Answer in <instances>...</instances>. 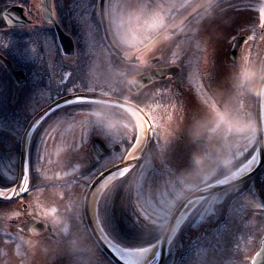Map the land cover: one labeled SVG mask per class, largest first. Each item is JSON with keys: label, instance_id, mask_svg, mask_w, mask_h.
<instances>
[{"label": "flooded vegetation", "instance_id": "obj_1", "mask_svg": "<svg viewBox=\"0 0 264 264\" xmlns=\"http://www.w3.org/2000/svg\"><path fill=\"white\" fill-rule=\"evenodd\" d=\"M40 1L0 0V7H4L0 12V141L3 140L7 142V145L14 147L13 152L15 151L18 157L25 135L27 123H24L25 116L29 114L32 116L41 109L56 104L41 119V123L35 125L28 136L26 144L28 176L31 182L34 173L33 163L35 164L34 169L40 163H49L56 168L52 170L55 174H51V176H57L53 179H65L67 184L37 187L36 184L32 185L29 182L26 185L28 191L22 192L17 199L8 203L0 202V264H23L22 257H18L19 248L21 254L26 252L25 262L27 264H41V260L45 257L57 259L62 252L70 253L67 248L65 249V240L68 241L70 250L74 248L71 250L72 253L76 251L82 253L83 246L81 244L72 245L70 243L72 234L63 231L71 226L70 223H66V215L61 214L59 217H54L55 215L48 213L43 208L46 204L42 206L41 203H38L36 192L38 190L45 191L48 188L61 189L71 187V185L79 187L80 195L70 202L72 209H69V212L74 213L71 217H75L83 236V200L81 202L83 178L90 176L104 160L97 163L88 174L79 176L93 157L89 145L84 147L86 150H83V101L74 103L65 101V99L74 95L68 91L70 87L74 88L77 94H83V44L76 42V37L73 34L79 30L78 20L76 19L77 23H75L73 18L65 23L61 17L62 9H65L66 13L72 17L77 12V8L75 6L72 9L65 7L66 2L60 6L58 0H50L52 20L49 21L43 15ZM83 2V17L88 18V24H94L97 34H103L100 21V3H102L107 31L114 44V50L108 46L105 48L108 51L107 60L111 62L112 71L118 72L114 74L115 78L110 89L104 88V81L100 78L99 81L103 87L99 91L102 92L112 94L121 91L125 94L124 82L126 89V84L135 75L146 73L151 69L178 66L180 58L184 60L181 61L175 75L166 76L159 81L154 80L141 87L134 86L130 88L131 92L128 91V95L132 98L142 97L147 100L152 84L160 82L163 88L169 89L170 86L174 88L177 84L173 82V79L180 74L183 75V80H186V76L189 78L188 80L200 78L203 84L208 86L210 84L211 90L216 92L219 79L224 75L219 69L220 66H223L225 70L231 69L235 63H239L244 51H249L250 59L259 61L264 58V26L260 24L259 15L261 8H264V3H259L258 0H142L149 7L162 6L169 21L179 20L182 23V27L179 29H171L175 33L174 36L169 37L164 34L165 39L161 44L167 45L166 50L163 53L157 51L154 62L142 66L134 63L141 54L138 50L142 46L152 47L149 42H143L142 23L132 18L124 19L120 30L127 31L130 38L134 39L127 46H120L114 35L117 30L116 18L120 16L125 6L131 5L133 0H83ZM196 4H199L200 7L194 8L193 5ZM254 4L260 5L257 11H251ZM249 19L250 23L248 24ZM56 25L70 39L67 38L68 40L63 43L60 42L56 35ZM193 28L196 29L195 32L192 31ZM238 38L240 39L237 49L231 57L232 47ZM193 41H198L199 46H195ZM47 44L50 45L48 54L51 60L47 61V58L34 60L35 55H40L39 53ZM255 51L261 53L258 54ZM173 53H176L178 57L175 63L173 62ZM40 61L43 63L42 66L39 64ZM46 62L48 64H45ZM7 63H10L12 71L8 69ZM102 65H99L98 69L109 72L107 67ZM197 65L201 67L203 77L196 71ZM21 71L27 73L28 79L19 87L14 99L12 72L19 73ZM97 77L99 78V76ZM257 79L259 80V78ZM255 91L256 88L252 92L241 90L240 93L247 99H251L255 96ZM168 92L170 91H162L164 99L171 98L168 96ZM171 93L178 97H181L182 94L185 103H188L192 96L184 94L182 91L181 94ZM13 116L16 117L15 120H13ZM10 120V125H7ZM60 120H63L61 127H51ZM71 132H79L80 139L73 140L72 147H66V139L71 136ZM180 137L184 138L185 136L180 135ZM105 143L110 148L116 145V143L111 144V139ZM186 147L188 146L186 145ZM248 151L249 148H245L244 154ZM114 153L116 152H111L110 155ZM1 157V159H5L4 156ZM239 158H243V156ZM39 169H43V167L41 166ZM0 170L4 171L2 164ZM64 175L66 176L63 177ZM240 187L246 190L243 196L250 194V197L254 199L256 215L264 217L262 215L264 214V164L255 175L231 190L234 191L235 188L239 189ZM228 199L229 193L219 203L221 207L219 216L224 214ZM228 211L230 208L226 212ZM242 212L246 213L247 220H249L251 211L242 207ZM238 214L241 215L236 211V215ZM244 223L245 221L241 225ZM179 237L175 238L177 245L172 244L168 247L162 264L167 261L170 263V258L175 256V249L179 248L177 242ZM42 245H46L48 248ZM11 246H16L17 249ZM42 248L46 249L48 254L45 257L40 256ZM13 250L17 256L14 260L7 256L8 252ZM180 252L179 249L176 254L179 255Z\"/></svg>", "mask_w": 264, "mask_h": 264}, {"label": "rangeland", "instance_id": "obj_2", "mask_svg": "<svg viewBox=\"0 0 264 264\" xmlns=\"http://www.w3.org/2000/svg\"><path fill=\"white\" fill-rule=\"evenodd\" d=\"M259 3H264V1L258 0ZM58 4L62 6V3H65V7L71 9L75 6L77 8V12L70 17V14L66 13L65 9H62L61 11V17L64 20L65 23L69 21V19L74 18V22L77 23L76 19L78 20L79 25V32L78 30L75 35L80 36V43L83 44V62L86 64L85 72L87 73V88L89 90H101L102 87L110 89L112 87L111 83L113 82L115 76L114 74H117L118 71H112L111 62L107 60L108 58V51L102 44L101 40L99 39V35L96 33V28L94 24L90 25L88 24V18L83 17V0H58ZM69 3V4H68ZM68 4V5H67ZM260 5L254 4V8L251 9V11H257ZM260 15V14H259ZM85 16V15H84ZM257 16V15H256ZM86 17V16H85ZM250 17V15H249ZM258 17V16H257ZM85 19V22H84ZM60 20V19H59ZM61 21V20H60ZM93 22V21H92ZM250 23V19L248 21V24ZM130 41H134L133 38H130ZM249 42V40H247ZM49 47L50 45L47 44L44 49L39 53L40 55H35L34 60L38 59H46L51 60V57L49 56ZM167 48V45H163V43L159 44L156 51H159L163 53ZM248 49V48H247ZM256 53L260 54L261 52ZM248 55V56H247ZM242 56H246L250 58L251 54L249 51H244ZM264 56V51H263ZM255 60V59H253ZM40 66H42L43 63L41 61L39 62ZM45 64H48L46 62ZM104 64L107 67L108 71H103L101 69H98V66ZM103 66V65H102ZM114 66V63H113ZM114 68V67H113ZM233 68V67H232ZM231 68V69H232ZM219 70V69H217ZM223 70H225L223 68ZM229 71V70H226ZM116 72V73H115ZM183 78V75L180 74ZM99 76V78L97 77ZM118 76V75H117ZM225 76L223 75L219 79V85L217 86L218 91H223L225 93L227 92H236L234 89L230 87L229 81H225ZM100 78L104 81V85L102 86L100 83ZM181 77H177L173 79V82L178 85V90L182 91L185 90L184 94L192 95L188 101V103H185V100L182 97V94L177 91L176 94H181V97H178L177 95H173L170 92H168V96L171 98L167 99L165 102H158V105L151 106L152 111L149 112L148 110V117L151 121L152 128L154 131L155 124L153 122L152 118V112L156 113L159 117L163 118L165 121L168 120V117H171V123L169 124L170 128L176 129V134L170 139V141L165 144L163 148L160 147L162 143H164L163 140V129L154 131V140L152 143V148L150 149L149 153L146 154L143 161L140 163L139 168L136 170L140 172V177H143L142 183L136 182L135 186V192L133 199V205L134 210L136 209L137 212L140 210L144 211L145 205L142 207L140 204L142 201H140V190H137L141 187L145 189V195L150 194L152 195L153 199L155 200V205H151V207H155L153 211L149 212L151 217V223L153 222L154 226H162L167 222L169 212L171 209L176 205L177 201H179L184 195L177 196V192H180L183 190V192L188 191L192 188L185 189L183 186L185 183L189 182L191 178H185L181 179V174L190 171L193 168L192 165V153L194 151H199L206 153V158L204 160L203 164V171H209L211 169H215L218 171L220 169L221 164V157L224 155L232 154L231 152L234 151L235 147L232 145V141L235 139L234 137L229 138V143L225 145L222 143L218 138L213 135V138L208 140L207 143L199 144L194 147L195 143L188 135V131L191 123L194 118L202 116V107L201 104L198 102H203L205 99H212L211 94L209 93V90L203 86L200 83H196L194 86L191 85V87L188 86V84L184 83L186 81H180L182 79ZM108 83V85H107ZM184 83V85H182ZM162 91H169L168 88L160 87L157 89V92H160V94L163 95ZM187 91V92H186ZM203 92V95H202ZM213 92V90H212ZM200 94L202 98L198 97L197 94ZM196 97V98H195ZM149 108V107H148ZM166 108V109H165ZM248 113V109L246 110ZM97 112L100 113V115H97ZM103 111L99 109L97 106L93 107H85L83 108V150L84 145L89 142L90 138L94 136L100 135L101 137L106 136H113L114 138L120 139V135L127 132V129L124 127V124L127 122H132L135 119L131 114V121L116 118L115 116H103ZM252 120L253 119V113H250ZM110 121H113V127H108V124ZM123 121V123H121ZM14 122V121H13ZM10 122H8L7 125H10ZM255 127V124L253 125ZM10 128V127H9ZM256 128V127H255ZM79 131V130H78ZM215 132L209 131V135L214 134ZM180 135H184V138H181ZM130 136V134H129ZM10 138V137H8ZM127 140L129 137H126ZM161 138V139H160ZM247 144L245 145V148H248L256 139L255 137H252L250 135H247ZM80 139L79 132H71V136H68L66 139V147H72L73 140L77 141ZM2 140V139H1ZM190 140V141H188ZM192 140V141H191ZM155 141V142H154ZM0 146H6L7 142L0 141ZM192 142V143H191ZM197 144V143H196ZM186 145L188 147H186ZM191 145V146H190ZM218 145V148L215 147ZM125 150V147L121 146V150L114 155L119 156L120 152L122 153ZM56 151L58 152V148L56 147ZM0 149V154H1ZM166 156V157H165ZM0 155V165L3 163V159H1ZM12 157L10 159V162H6L10 166V169L13 167ZM108 158H105L103 162L95 169V171L90 175L83 179V194L85 192L87 182L95 177L98 173L102 172L105 168L108 167L107 163ZM113 163H116V161H113ZM2 164V165H6ZM43 167V169H39L40 167ZM83 166H84V156H83ZM153 168V172H158L155 174V182L151 183L152 176L148 174V168ZM45 168V169H44ZM56 168L51 166L49 163L45 164H38L36 168L34 169V173L32 175L33 179H41L46 180L50 178H56L57 176L51 174H55L52 170H55ZM152 170V169H151ZM12 172V170H10ZM46 176V177H45ZM64 175L63 177H65ZM13 175H10V178H12ZM150 177V179H149ZM173 177L174 179H172ZM177 177V178H176ZM175 181H179L181 183V189L179 188H173L176 187ZM205 181L208 180H202L199 177H197L192 182L195 183L197 186L201 185ZM176 189V190H175ZM236 189V188H235ZM234 189V190H235ZM231 192V190L223 191L220 194H213V196L208 197L203 201V203L200 205V207L197 209L195 214L192 213L189 219L191 223L193 224L194 228L191 229L189 225L186 227L187 232H184L181 234L179 238H177L178 245L184 246L191 240L197 238L198 236H201L204 232H206L216 221L214 219L218 213L221 211V207L219 206V203L223 200L224 196ZM38 197V203L46 204L43 208L48 212L52 213V215H55L54 217H59L61 214L66 215V223H70L71 226L69 229L63 230L66 233L70 232L72 234V237L70 239V243L72 245L74 244H81L83 246L82 253L79 251L71 252L70 246L67 240H65V249L67 248L70 253L67 254L66 252L60 253V257L57 259H48V254L46 253V249L40 250V256L45 257L43 260H41V264H110L105 259L104 256H102L97 250L95 244L92 242L91 238L89 237V234L86 230V227L83 223V236L81 235V227L75 221V217H71L72 214L70 213L69 209H72L71 203L73 202L74 198L76 196L79 197V187L75 185H71V187L66 188H48L45 191L38 190L37 192ZM250 194H247L246 196L240 197L237 201L234 202L233 206L230 209L229 217L225 224H223L222 227H220V230L212 236V242L211 244H208L206 246H202L199 249L193 250L192 253L189 255H186L182 258V260L179 262V264H249V259L252 256V252L257 249L258 242L260 241L262 235L264 234V217H260V215H256V207L253 203L254 199L250 197ZM82 197V195H81ZM143 200V199H141ZM177 200V201H176ZM66 201V202H65ZM65 202V203H64ZM82 202V199H81ZM98 201L96 203V210L99 206ZM218 203L217 205H215ZM215 205V206H214ZM147 206V205H146ZM248 208L250 212L249 220H247L246 213L242 212V207ZM147 208H149L147 206ZM148 210V209H147ZM147 210L145 212H147ZM240 212L241 215H236ZM143 215V213L141 212ZM78 215V214H77ZM264 216V214H262ZM144 218H147V213L144 214ZM218 218V217H216ZM245 223L243 225L242 222ZM185 231V226H182L179 228V231ZM203 230V231H202ZM201 231V232H200ZM65 233V234H66ZM198 233V234H197ZM188 234V236H187ZM197 234V235H196ZM187 236V238L184 237ZM189 237V238H188ZM172 244H176V239L173 240ZM14 245V244H13ZM44 247H47L46 245H42ZM14 249H17L16 246H11ZM78 247V246H77ZM180 247V248H181ZM48 248V247H47ZM76 248V247H75ZM141 247H136L135 250H139ZM180 248L175 249V255L179 251ZM20 248L18 249V257H22L23 264H27L25 262V256L26 252H20ZM9 259L14 260V258H17L15 255V250L9 251L7 254ZM174 256L170 258V260L173 259ZM168 261L165 263L167 264Z\"/></svg>", "mask_w": 264, "mask_h": 264}, {"label": "clouds", "instance_id": "obj_3", "mask_svg": "<svg viewBox=\"0 0 264 264\" xmlns=\"http://www.w3.org/2000/svg\"><path fill=\"white\" fill-rule=\"evenodd\" d=\"M179 7V5H177ZM194 8L200 7L199 4L193 5ZM206 7H208L206 5ZM210 10V9H209ZM153 11H160L161 15L164 17V24L155 30L149 29L146 26V19L148 15ZM139 17V19H136ZM125 18H132L141 22L144 28L143 40L149 42L152 47L158 46L163 41V34L165 32L170 33L171 36H174L175 33L171 31L173 28L179 29L182 27L181 21H169L166 11L162 10V6L157 7H146L145 3L142 0H133L130 6H125L122 10L120 16L116 18V32L115 38L117 43L120 46H127L124 40L121 39V30L120 26L124 23ZM246 71L250 75H245ZM259 78V80L257 79ZM229 84L232 89H236V92H213L211 96L216 100L218 107L221 111L226 112V118L228 121H239L240 127L229 128L228 123H221L219 128L215 131L214 134L209 135L208 128L214 127L216 123V113L215 110L211 107V101L209 103H203L198 101L202 107V116L196 117L193 119L191 126L188 130L189 137L196 141L200 138L212 139L213 135L218 138L222 143L227 145L229 143V138L234 137L232 141L233 147L238 145H243L246 141L247 135H249L254 121L251 118L250 113H248L244 107H234L232 101L235 98H238L239 92L241 90H246L252 92L257 87H264V58H261L259 61L250 59L246 56H242L239 63H235V66L230 70L229 73ZM152 111V109H151ZM152 118L160 125V129H163V140L164 143L160 145L161 148L167 144L170 139L176 134L177 130L170 128L169 124L171 120L165 121L163 118L159 117L156 113L152 112ZM110 127V124H108ZM159 129V130H160ZM161 139V138H160ZM215 147L218 148V145ZM206 158V153L194 151L192 153V165L193 168L185 173L181 174V179L191 178L189 182L184 184V188H196L197 185L192 181L199 177L202 180H214L215 169L209 171H203V164ZM226 161L232 160V154L224 155L221 157V164L223 165L225 176H228L231 172L229 163ZM183 190L177 192V196L184 195Z\"/></svg>", "mask_w": 264, "mask_h": 264}, {"label": "snow or ice", "instance_id": "obj_4", "mask_svg": "<svg viewBox=\"0 0 264 264\" xmlns=\"http://www.w3.org/2000/svg\"><path fill=\"white\" fill-rule=\"evenodd\" d=\"M145 6L149 7L147 3H145ZM136 19H139V17H136ZM145 23H146L147 28L155 30V29L160 28L164 24V17L163 15H161L160 11H153L148 15ZM260 24L264 26V8H261L260 10ZM192 31L195 32L196 29L193 28ZM164 34H167L169 37L171 36V34L167 32H165ZM164 34H163V40L165 39ZM121 39L124 40L126 44H128L130 42V34L127 31H121ZM192 43L195 46H199L198 41H193ZM156 48L157 46L151 47V48H149L148 46H142V48L138 50L141 54L138 58L135 59L134 63L136 65L142 66V65L148 64L149 62H154V60L156 59V54L158 53L155 50ZM172 56H173V62L175 63L178 57L176 56V53H173ZM182 60L184 59L183 58L179 59L178 67L180 66V63ZM161 71H163V69H161ZM196 71L199 72L201 77H203V71L201 70V67L199 65H197ZM245 75L246 76L250 75V73L246 71ZM185 79H186V83L188 84V86L191 87V84L188 83L189 78L186 76ZM201 86H203V84ZM168 90L173 93L175 92V89H173L172 86H170ZM68 91L74 94L72 98V102L74 103H80L81 101L87 99V97L84 96L83 94H77L74 88L70 87ZM203 103H209V100L205 99ZM232 103L234 107H243L242 101H240L238 98H235L232 101ZM211 107L212 109L215 110L217 119H216L215 126L209 127L208 131L215 132L217 128H219L221 123H228L229 128H232V127L239 128L240 127L239 121H228L227 120L226 112L221 111V109L217 105L216 100L213 97L211 99ZM148 110L149 112H151V107H149ZM97 115L99 116L100 113L97 112ZM168 119L171 120V117L169 116ZM153 122L155 124L154 131L159 130L160 125L156 122L155 119H153ZM40 123H41L40 121H37V125H39ZM121 123H123V121H121ZM62 124H63V120H60V121L55 122L51 127H61ZM109 124H110V127H113V121H110ZM124 127L127 129L125 136L129 137L130 147H127L122 153L120 152L119 156L110 155L108 157V160H107L108 169L115 168L116 170L108 172L107 174H104L102 182L98 183L92 189V191L95 193L94 199L96 201L103 199L107 193L114 190L116 186L119 185L120 181L124 180L126 177H129V175L133 171L131 162L133 160H137L143 154L142 149L145 148V144L141 140V137L143 136L146 138V135H147L146 129L144 128L143 124L139 120H134L130 123L127 122L126 124H124ZM249 135L259 140L260 138H264V130L258 131L255 127L252 126ZM247 142L248 141L246 138V141L243 145H238L235 147L232 153V160H234L235 163H232L231 161H226V163H229V166L231 168V172L228 175V177L237 178V181L240 178L238 176L239 172L242 169H244L246 166H249L248 170H250L251 169L250 165L252 161L256 158L255 152H248L247 154H244V149H245V145L247 144ZM252 147L254 148L255 144H253ZM241 156H243L244 162H241L240 159H237L238 157H241ZM113 161H116V163H113ZM117 177H119L120 179H117ZM21 179L25 183V185H28L30 182L29 176L22 175ZM222 183L227 184L228 183L227 179L219 182L218 185ZM16 186L19 187V185H16ZM27 191H28L27 187L22 189V192H27ZM178 214H179V210L176 211L175 218H174V223L176 226L180 223L178 219ZM45 216H47V214H45Z\"/></svg>", "mask_w": 264, "mask_h": 264}, {"label": "water", "instance_id": "obj_5", "mask_svg": "<svg viewBox=\"0 0 264 264\" xmlns=\"http://www.w3.org/2000/svg\"><path fill=\"white\" fill-rule=\"evenodd\" d=\"M40 6L43 12V15L47 18V20L51 21L52 17H51V4H50V0H41L40 1ZM102 7V3H100V9ZM4 7H0V12L1 10H3ZM101 22H102V26H103V30H104V36L105 39L107 41V43L112 47V43L109 39V36L107 34V29L105 26V21L103 16L101 15ZM56 29V33H57V37L58 40L60 42H65L67 41L68 37L67 35H65L58 26L55 27ZM235 49V47H233V50ZM10 69V65L8 66ZM168 70V68L163 69V71H161V69H158L157 72L154 73H148L146 75H142L140 77H136L134 79H132L129 83L130 85H141L143 83H146L147 81H149L151 78L157 77V75L160 77V75H162V73H165ZM13 77H14V92H16L18 85L26 80V75L25 73H13ZM135 81V82H133ZM259 90V87H258ZM84 96L87 97L86 100H92V101H101V102H109V103H113V104H117L120 106H123L127 109L133 110L135 111L139 116L143 117L146 121V130H147V135L144 141L145 144V148H143V154L140 158H138L137 160H133L131 162L132 166H134L135 164H137L140 159L143 157V155L145 154V152L147 151L151 141H152V137H153V133H152V128H151V123L147 117V115L145 114V112L136 104H134L131 101L128 100H124L121 98H117V97H113V96H102L99 94H92V93H83ZM259 100H260V92H258L257 95V100H256V128L257 130H264L262 123H261V118L259 115ZM45 113V110L42 111L41 113L37 114L36 116H34L31 121L28 123V126L25 130V135L27 134L28 129L30 128V125L32 123H35L43 114ZM263 145H264V138H260L258 140V149H259V153L261 155V157L263 158ZM91 149L93 151L94 154V158L92 160L89 161L88 166L83 170V174L89 172L91 170V168L103 157H105L106 155L109 154V149L106 147V145L100 140V139H93L91 142ZM23 168H25V159H24V155H23V147L21 148V152H20V159H19V175H18V180H17V184L19 185V187H17V189L20 190L21 186H22V170ZM116 170L115 168L113 169H106L104 170L102 173H100L90 184V186L88 187L85 196H84V203H83V209H84V214H85V218H86V223L89 227V230L94 238V240L96 241V243L98 244V246L102 249V251L115 263V264H125L124 262H122L119 258H117L115 256V254L109 249V247L104 243V241L102 240L101 236L99 235V233L97 232V230L95 229L93 222L91 220V216H90V212H89V199H90V195L92 193V189L103 179V175L107 174L108 172L114 171ZM250 175V173L248 174V176ZM247 176V177H248ZM231 184L227 183V184H220L218 185V183L215 184H211L205 187H202L196 191H194L193 193H191V195H189L187 198H185L181 204L176 208V210L174 211V213L172 214L171 218L169 219V222L167 224V227L162 235V237L159 240V249L160 252L164 250L165 244L167 242L170 230L173 226L174 223V218H175V213L177 210H180L183 208V206L185 205V203L191 198V197H204L212 192L221 190L227 186H230ZM10 200L9 197L0 195V201H7ZM251 264H264V239L261 243V246L259 248V250L255 253V255L253 256L252 262Z\"/></svg>", "mask_w": 264, "mask_h": 264}, {"label": "trees", "instance_id": "obj_6", "mask_svg": "<svg viewBox=\"0 0 264 264\" xmlns=\"http://www.w3.org/2000/svg\"><path fill=\"white\" fill-rule=\"evenodd\" d=\"M85 65L86 64L83 62V77L85 75ZM155 97V94L152 93L150 94V97L147 101L151 100V102H154L156 99ZM140 100L142 102L144 101V99H137L136 102L142 104L140 103ZM95 105L100 107V109H102L106 115L114 114L115 116L128 118L127 113L124 111H119L111 106H105L104 104ZM28 117L26 115L25 120ZM129 142L126 145V148L129 147ZM251 151L252 148L250 149V152ZM139 165L140 164L133 168V171L129 177H126L124 180L120 181L119 185H117L114 190L110 191L103 199L99 200L98 217L105 233L113 241L125 247H141L150 244L159 237L163 229L162 226H154L150 224L147 222L146 218H144V215L137 212L136 209L134 210L132 201L134 197H138V193L137 196H134L136 182H141L144 177H140V172L136 170L139 168ZM151 173H153L152 180L154 182V176L158 172H153L152 168ZM137 190H140L139 203L142 201L140 206L142 207L145 205V207H147L145 200L148 202V197L145 195V189L141 187Z\"/></svg>", "mask_w": 264, "mask_h": 264}, {"label": "bare ground", "instance_id": "obj_7", "mask_svg": "<svg viewBox=\"0 0 264 264\" xmlns=\"http://www.w3.org/2000/svg\"><path fill=\"white\" fill-rule=\"evenodd\" d=\"M130 112L132 113V115L135 117L136 120H139L143 124V126L145 128V120L141 116L137 115V113L135 111L130 110ZM144 139H145V137L142 136L141 140L143 142H144ZM263 147H264V145H263ZM263 151H264V148H263ZM258 155H259V152L258 153L256 152L255 153L256 158L252 161V163L250 165L251 169L257 164V160L259 157ZM248 168H249V166H246L244 169H242L239 172L238 176L240 178L238 180L242 179L245 176L244 174L251 170V169L248 170ZM229 178H233V177H229ZM233 179H237V178H233ZM237 182L238 181L235 180V183H237ZM14 191H15L14 188H9L5 191L0 190V193H5L9 196H12L14 194ZM94 197H95V193L92 191L91 196H90V200H89V211L91 213V218H92V221H93L95 227L97 228L98 232L101 233V235L104 238V235L102 234V232H100V229H99L97 221H96L95 208H96L97 201L94 199ZM238 199H240V198H237L235 201H237ZM198 200H199V198H197V197L191 198L188 201V203L184 206V208L178 214V219H179L180 223L183 219H185L187 217L188 213L195 206V204L198 202ZM226 221L227 220H225L223 224H225ZM177 226L174 223L172 232H174L176 230ZM105 241H106L107 245L111 248V250L115 253V255L127 264H145L146 262H149L151 260L154 261L156 259L157 245H153V246L146 248V249H143V250L124 252L121 249H119L117 246H115L113 243H110L106 239H105Z\"/></svg>", "mask_w": 264, "mask_h": 264}]
</instances>
